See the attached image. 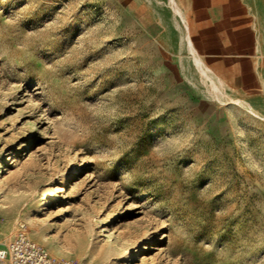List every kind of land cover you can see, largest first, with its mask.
I'll list each match as a JSON object with an SVG mask.
<instances>
[{
    "label": "rangeland",
    "instance_id": "obj_1",
    "mask_svg": "<svg viewBox=\"0 0 264 264\" xmlns=\"http://www.w3.org/2000/svg\"><path fill=\"white\" fill-rule=\"evenodd\" d=\"M72 264H264V0H0V244Z\"/></svg>",
    "mask_w": 264,
    "mask_h": 264
},
{
    "label": "built area",
    "instance_id": "obj_2",
    "mask_svg": "<svg viewBox=\"0 0 264 264\" xmlns=\"http://www.w3.org/2000/svg\"><path fill=\"white\" fill-rule=\"evenodd\" d=\"M0 264H72L68 260L53 258L42 246L30 239L25 232L0 244Z\"/></svg>",
    "mask_w": 264,
    "mask_h": 264
}]
</instances>
